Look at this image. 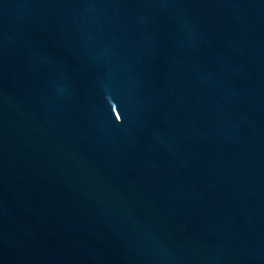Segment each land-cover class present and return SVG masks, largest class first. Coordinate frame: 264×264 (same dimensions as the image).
<instances>
[{
    "label": "water",
    "instance_id": "95a60500",
    "mask_svg": "<svg viewBox=\"0 0 264 264\" xmlns=\"http://www.w3.org/2000/svg\"><path fill=\"white\" fill-rule=\"evenodd\" d=\"M0 264H264V0H0Z\"/></svg>",
    "mask_w": 264,
    "mask_h": 264
}]
</instances>
